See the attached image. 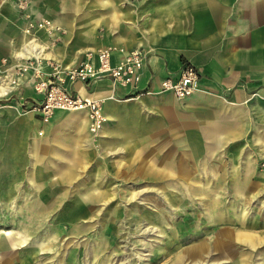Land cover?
<instances>
[{
  "label": "rangeland",
  "instance_id": "obj_1",
  "mask_svg": "<svg viewBox=\"0 0 264 264\" xmlns=\"http://www.w3.org/2000/svg\"><path fill=\"white\" fill-rule=\"evenodd\" d=\"M165 1L101 0L100 5L122 13L121 22L113 12L104 22L129 19L131 26L176 30L180 15L189 17L193 7L178 4V11H168ZM34 18L53 27L50 19ZM188 27L193 26L186 20ZM62 28L36 32L51 39L52 45L45 42L52 49ZM124 30V38L111 36L128 44L132 29ZM108 35L99 49L117 47L107 45ZM27 57L10 67L17 70L30 62ZM39 60L43 70L45 60L53 59ZM32 77L19 83L31 84ZM12 91L0 100V264H264V140L251 126L210 146L201 136V147L188 135L200 134L209 115L188 104L183 111L164 112L136 102L118 106L120 114L132 111L134 125L126 127L131 133L118 126L117 134L104 137L105 148L100 138L87 142L66 120L75 111L58 110L41 123L21 107L22 87ZM30 113L34 120L25 118Z\"/></svg>",
  "mask_w": 264,
  "mask_h": 264
},
{
  "label": "crops",
  "instance_id": "obj_2",
  "mask_svg": "<svg viewBox=\"0 0 264 264\" xmlns=\"http://www.w3.org/2000/svg\"><path fill=\"white\" fill-rule=\"evenodd\" d=\"M100 1L33 0L28 13L54 21L53 26L66 28H62L64 33L59 36L57 45L53 42L56 47L50 49L45 41H50L52 45L51 39L42 32H35L30 38L23 34L24 27L28 26L32 17L22 16L13 1L0 0V57L7 58L9 65L19 63L27 56V52L36 51L38 55L42 54L43 59L55 58L63 66H76L85 59L86 53H93L92 48L99 49L109 33L107 45L116 44L123 51L142 48L147 52L136 92L115 87L107 79L88 85L80 82L70 84L69 88L77 95L103 100L105 121L95 135L88 131L84 111H76L67 116L66 120L79 133L83 132L87 142L97 137L103 147H109L104 137L117 134L118 126L124 129L123 133L130 134L131 131L126 127L134 125L132 115L129 114L132 111L125 108V113L120 114L118 106L136 102H145L143 107L151 105L153 110L164 112H180L188 104L196 113L209 115L206 119L210 124L201 127L200 134L188 135V138L194 139L195 144L201 147L203 137L207 141L206 146H210L211 141L217 143L226 137L234 138L239 127L244 126H251L255 136L264 140V126L260 125L264 123V0H239L236 3L167 0L163 4H167L168 11H178V4L193 7L194 10L189 17L185 12L180 15L176 30L162 24L160 28H154V25L143 28L140 24L131 26L126 24L129 19L125 24L119 23L122 18L120 10L106 6L109 11L105 12L106 4L100 5ZM79 7L82 9L77 10ZM168 11L166 13L170 14ZM112 12L119 15V21L114 24L117 18H111L112 20L104 22L105 16ZM130 15L133 17L132 13ZM100 20L103 22H99ZM186 20L192 28H186ZM96 22L103 26L101 31L95 25ZM126 27L132 29L128 44L121 43L119 36H111V33H117L121 38L126 37ZM55 33L56 30H53L52 34ZM48 48L49 51L46 52ZM121 57L120 52H113L112 63H118ZM185 63H191L200 72V92L185 101L177 100L171 93L154 98L136 96L137 92L146 88L156 90L160 81L165 78H177ZM47 69L45 67L44 71L47 72ZM22 90L24 100L33 101L38 98L29 82L23 85ZM2 93L4 90L0 88V96ZM116 99L119 100L117 103ZM123 101L126 103H122ZM30 114H26L25 118L34 120L32 113ZM116 114L121 115V118L114 121ZM79 116L82 117L81 121L77 119ZM253 122L258 125L252 124ZM223 131L226 135L221 136ZM34 137L43 138L44 135L35 134Z\"/></svg>",
  "mask_w": 264,
  "mask_h": 264
},
{
  "label": "built area",
  "instance_id": "obj_3",
  "mask_svg": "<svg viewBox=\"0 0 264 264\" xmlns=\"http://www.w3.org/2000/svg\"><path fill=\"white\" fill-rule=\"evenodd\" d=\"M12 1L18 7V10L24 11L25 15L28 13L30 0ZM30 15L29 13L27 18ZM31 20L25 29L27 34L45 28L44 25H48L50 22L34 17ZM113 52L114 50L110 47L99 49L95 53L89 52L78 65L67 69H63L57 61L47 60L45 63L46 68H48L47 72L40 69V64L43 63L39 59L38 61L32 58V54L27 55V61L30 60V62L17 66V70L16 67H10L7 58H3L0 60V85L7 83V85H15L18 88L23 87L24 84L19 83L20 79H29L30 74H32L30 85L38 98L33 101L22 98L21 107H28L41 123H46L57 110H86L90 121L89 130L91 133L96 134L105 121L102 100L77 95L71 91L69 86L77 81L88 85L97 80L107 79L115 87L128 88L136 92L141 82V71L147 52L142 48H135L126 52L120 50L122 57L116 64L112 63ZM29 66H32V68H29ZM12 70H15V72L11 77L9 71ZM201 89L200 72L191 63H185L177 78H165L160 81L156 90L146 88L137 92L136 96L168 92L177 100L183 101L200 92ZM12 94H14V91H11L10 96Z\"/></svg>",
  "mask_w": 264,
  "mask_h": 264
},
{
  "label": "bare ground",
  "instance_id": "obj_4",
  "mask_svg": "<svg viewBox=\"0 0 264 264\" xmlns=\"http://www.w3.org/2000/svg\"><path fill=\"white\" fill-rule=\"evenodd\" d=\"M45 26V29L46 30H49L48 32H50L51 30H55V26H53V27H51L52 26V22H49V24L48 25H44ZM25 27H27V26H25ZM25 30V29H24ZM24 33H25V31H24ZM29 34H27V33H25V35H27V36H33L34 35V33H35V31H32V32H28ZM30 34H32V35H30ZM106 48H108V47H106ZM110 48H112L113 50H114V52H120V50H122L123 51V48H117V47H110ZM104 49V48H103ZM123 52H126V51H123ZM95 53V52H94ZM32 54V58H34V59H36V60H38V59H40V58H42L43 59V56L42 57H39V55L37 54V52L35 51V52H32V51H29V52H27V55H31ZM39 57V58H38ZM8 60V59H7ZM39 61V60H38ZM45 61H47V60H45ZM43 63V62H42ZM67 68H69V67H66V66H63V69H67ZM10 73H11V71H9V75H10ZM98 81V80H97ZM77 82H79V81H77ZM13 87L14 86H12V85H7V83H2L1 85H0V88L1 89H3L4 90V93H2V95L0 96V100H2V98H8L9 96H10V93H11V91H12V89H13ZM77 111H84L85 113H86V117H87V126H89V123H90V121H89V118H88V115H87V111L86 110H77ZM76 112V111H75ZM33 113V112H32ZM77 119H79L80 121L82 120V117L81 116H79V117H77ZM86 125V124H85ZM100 129V128H99ZM89 131V130H88ZM99 131V130H98ZM98 131H97V133H98ZM90 132V131H89ZM96 133V134H97Z\"/></svg>",
  "mask_w": 264,
  "mask_h": 264
}]
</instances>
